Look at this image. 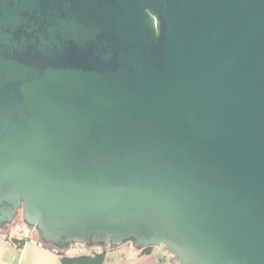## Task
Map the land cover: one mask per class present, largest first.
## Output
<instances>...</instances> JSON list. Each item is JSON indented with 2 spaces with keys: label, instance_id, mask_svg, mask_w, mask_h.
Segmentation results:
<instances>
[{
  "label": "water",
  "instance_id": "water-1",
  "mask_svg": "<svg viewBox=\"0 0 264 264\" xmlns=\"http://www.w3.org/2000/svg\"><path fill=\"white\" fill-rule=\"evenodd\" d=\"M21 213L57 251L264 264V0H0V229Z\"/></svg>",
  "mask_w": 264,
  "mask_h": 264
},
{
  "label": "rangeland",
  "instance_id": "rangeland-1",
  "mask_svg": "<svg viewBox=\"0 0 264 264\" xmlns=\"http://www.w3.org/2000/svg\"><path fill=\"white\" fill-rule=\"evenodd\" d=\"M9 232L15 237H29L33 236L34 239L38 240V235L34 232H29V229L23 222L22 213L16 219V221L9 226ZM164 247H153V254L150 257L140 260L139 251L133 249L131 244H126L118 248H100V247H87L82 244H74L69 249L64 250V254L68 257H77L83 255H90L93 252H106L104 264H141L143 261L146 263L155 264H178L174 261L173 257L166 251Z\"/></svg>",
  "mask_w": 264,
  "mask_h": 264
},
{
  "label": "crops",
  "instance_id": "crops-1",
  "mask_svg": "<svg viewBox=\"0 0 264 264\" xmlns=\"http://www.w3.org/2000/svg\"><path fill=\"white\" fill-rule=\"evenodd\" d=\"M9 234L13 236L10 232ZM19 238L22 239V237ZM25 238L26 242L23 248H17L7 240L4 234L0 233V264H61L56 250L41 244L33 236ZM152 254L153 249L151 254L140 256V260H144ZM146 262L143 261L141 264H147ZM152 262L155 264L154 261Z\"/></svg>",
  "mask_w": 264,
  "mask_h": 264
},
{
  "label": "trees",
  "instance_id": "trees-1",
  "mask_svg": "<svg viewBox=\"0 0 264 264\" xmlns=\"http://www.w3.org/2000/svg\"><path fill=\"white\" fill-rule=\"evenodd\" d=\"M9 229L10 227H7L4 230L0 229V233L4 234L7 237V240L9 242H11L14 246H16L17 248H23V246L25 245L26 242V238L22 237V239L15 237V236H11L9 234ZM38 241L45 245L44 243H42L39 239ZM54 250H56L53 246L50 245H46ZM153 247H149L146 249H143L140 251L141 255H148L151 254ZM57 251V250H56ZM58 255L60 257V262L61 264H104L105 262V257H106V252H93L90 255H83V256H77V257H68L64 254L63 251H57Z\"/></svg>",
  "mask_w": 264,
  "mask_h": 264
}]
</instances>
